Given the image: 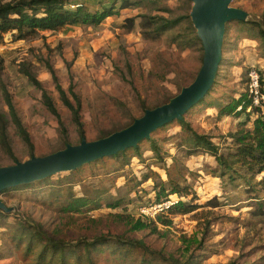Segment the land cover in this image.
<instances>
[{"label":"rangeland","instance_id":"rangeland-1","mask_svg":"<svg viewBox=\"0 0 264 264\" xmlns=\"http://www.w3.org/2000/svg\"><path fill=\"white\" fill-rule=\"evenodd\" d=\"M109 1L78 0L94 11ZM192 6V0H146L120 9L98 26L37 30L23 38L5 34L0 40V108L8 113L7 89L31 135L35 156L79 144L78 125L61 99L51 66L71 100L77 103L75 93L81 101L84 139L127 127L197 76L204 48L201 40L190 41L193 29L187 16ZM230 7L256 23H227L214 84L183 117L221 152L227 151L232 133L253 129L258 117L221 116V108L248 93L251 69L264 82V43L258 39L264 0H232ZM152 16L181 22L157 35ZM183 38L190 46L178 44ZM28 70L49 92L64 125L45 104ZM9 134L14 154L0 141V167L32 157L13 123ZM189 134L174 120L139 143V156H133L134 150L126 158L105 156L2 191L0 264H264V172L252 185L240 177L221 178L208 150L187 153L192 148L186 141ZM171 180L189 194L171 193ZM215 198L217 206L208 204ZM179 200L202 206L172 213L158 205ZM100 236L108 238L104 244L88 245Z\"/></svg>","mask_w":264,"mask_h":264},{"label":"trees","instance_id":"trees-1","mask_svg":"<svg viewBox=\"0 0 264 264\" xmlns=\"http://www.w3.org/2000/svg\"><path fill=\"white\" fill-rule=\"evenodd\" d=\"M144 1L146 0H110L109 3L105 4L101 9L94 11L82 2H78V0H0V40L4 38L5 34L10 32H14L19 36V38H23L27 35L35 33L37 30L57 31L70 26H98L107 17L119 13L120 9L138 6ZM187 18L189 19V24L193 29V36H191L190 41H200L201 39L199 38L197 31H195V27L190 19V16H187ZM150 19L151 21L153 20V24L156 25L155 34L157 35L176 27L181 22L179 18H165L163 16H152ZM128 20L132 21L133 19L129 18ZM237 21L244 26L249 23H256L254 21L252 22L247 20ZM129 26L132 27L133 24L131 23ZM259 27L261 28L258 39L264 43V28L260 26V24ZM185 41V38H183L178 42V44L190 46L188 43L191 42ZM49 69L52 73L56 88L60 93L62 101L73 114V120L78 125L79 134L82 140L85 138V129L81 118V101L75 93H72L77 101L75 104L67 94V91L62 87L55 69L51 66H49ZM26 73L30 77V80L41 88L44 102L52 113L55 114L58 123L60 125H64L62 117L55 108L53 99L47 89L43 87L42 83L31 73V71L28 70ZM263 84L264 82L261 78L262 88L264 86ZM262 92L264 93L263 89ZM4 97L6 105L8 106V113L0 108V141L4 147L7 148L10 154L13 155L12 141L9 134L10 123H13L17 133L28 145L30 153L33 156L34 143L32 142L31 135L24 125L13 98L7 89H4ZM205 97H203L200 101H203ZM171 98L172 97H170L166 102H168ZM254 113L258 116L254 120V128L249 129L244 127L240 128L237 132L232 133L231 144L227 146L226 152H221L220 147L211 140L209 135L196 132L192 128L191 124L184 118L178 120V122H180V124L190 132L186 141L192 144V148L190 147L191 150L187 153H194L198 148L208 150L215 157L218 163L220 168L219 176L221 178L229 176L231 181H235L240 177L246 183L251 185L254 184V181H256L257 178L256 176H259L264 172V100H262L259 105H253L252 99L248 97V93L246 92V94H242V96L236 100L234 105L233 102H230L226 106L222 107L220 111L221 116L236 115L238 118H249L251 114ZM64 133H66L65 128ZM112 133L101 136V138ZM152 147V149L156 152V155L161 157L159 146L155 140H152ZM129 150H134L136 152L133 156H139V144L135 147H130L126 150L120 151L113 156L117 158H126L129 154ZM171 181V193H178L180 195L189 194L187 187L183 188L181 183L174 180ZM261 181H258L257 183L260 184L262 183ZM208 204L217 206L218 199L215 198L210 200ZM201 206L202 205L179 200L172 207H170V210L172 213H188ZM137 226L141 228L145 227V224L138 222ZM107 239L108 238L105 236H100L92 240L88 243V245L104 244ZM127 243L133 246L139 245V243L135 240H129ZM45 251L46 250L43 251V254Z\"/></svg>","mask_w":264,"mask_h":264},{"label":"water","instance_id":"water-1","mask_svg":"<svg viewBox=\"0 0 264 264\" xmlns=\"http://www.w3.org/2000/svg\"><path fill=\"white\" fill-rule=\"evenodd\" d=\"M190 16L204 48L202 66L195 79L184 86L168 102L146 109L127 127L112 134L65 148L44 156H32L25 161L0 167V193L10 187L41 180L62 171L76 170L84 164L115 155L142 140L153 131L184 114L209 92L214 84L223 54L226 25L231 20H246V13L230 7L232 0H192ZM0 208H5L0 200Z\"/></svg>","mask_w":264,"mask_h":264},{"label":"built area","instance_id":"built-area-1","mask_svg":"<svg viewBox=\"0 0 264 264\" xmlns=\"http://www.w3.org/2000/svg\"><path fill=\"white\" fill-rule=\"evenodd\" d=\"M248 78H249V82H248L249 97L252 99L253 105H259L261 101L264 100V93L262 92L261 76L259 71L256 69H251L248 73ZM175 203L177 202L165 201L164 204H158V205L163 208H170Z\"/></svg>","mask_w":264,"mask_h":264}]
</instances>
